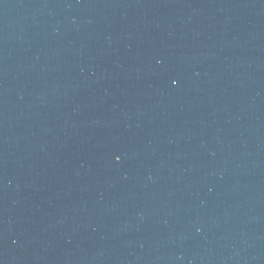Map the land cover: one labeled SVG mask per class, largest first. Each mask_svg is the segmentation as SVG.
I'll return each mask as SVG.
<instances>
[{"label": "water", "instance_id": "1", "mask_svg": "<svg viewBox=\"0 0 264 264\" xmlns=\"http://www.w3.org/2000/svg\"><path fill=\"white\" fill-rule=\"evenodd\" d=\"M110 0H0V71Z\"/></svg>", "mask_w": 264, "mask_h": 264}]
</instances>
